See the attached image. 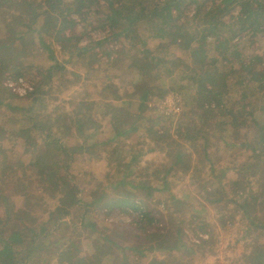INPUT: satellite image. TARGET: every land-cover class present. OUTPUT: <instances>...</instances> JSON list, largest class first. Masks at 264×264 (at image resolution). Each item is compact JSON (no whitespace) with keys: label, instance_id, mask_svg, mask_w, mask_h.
Here are the masks:
<instances>
[{"label":"trees","instance_id":"trees-1","mask_svg":"<svg viewBox=\"0 0 264 264\" xmlns=\"http://www.w3.org/2000/svg\"><path fill=\"white\" fill-rule=\"evenodd\" d=\"M40 1L41 5L33 9L28 0H0V13L5 25L9 28L14 16H28L24 14L28 12L32 17L29 24L32 27L38 17L48 13L56 18L57 25L65 23L68 16L76 17L84 28L87 27V32L91 27L105 33L100 34L102 37L99 39L91 36L85 44L79 43L82 39L78 41L74 46L75 53L67 59H74L77 65L86 64L87 67L97 62V68L90 67L87 72L90 79L94 75L91 71L98 74L110 68L111 51L103 48L108 40L128 36L133 32L132 25L136 21H144L145 25L139 37L132 36L128 44V57L134 62L132 69L115 71L114 68V74L103 81L102 88L112 92L111 99L115 102H109L108 110L98 117H94L91 109L71 107L70 113L79 109L80 116L72 119L67 133L59 130L60 114L45 123L46 120L34 112L36 105L43 100L35 96L40 87L37 82H33L34 90L24 95L14 92L6 84L8 78H25L24 75L30 71L37 74L45 71L46 77L61 74L66 60L54 58L50 38H40L43 48L38 49L41 54L36 51L28 54L26 48L24 54L16 55L15 44L18 41L15 40L25 41L24 36L32 30L30 26L20 30L9 29L15 34L13 39L0 40V143L7 146L0 145V264H64L69 251H80L77 244L80 238L75 240L73 235L84 231L89 234V228L93 232L91 241L94 248L88 256L92 260L90 264H100L97 259L104 246L120 251L130 249L121 247L115 238L125 232L122 226L131 236L129 226L135 223L134 229L144 231L141 237L146 238L149 229H144L145 226L156 219V213L149 210L147 200L156 192L168 190L174 175L196 171L194 159L202 162L204 167L206 162H210L208 175L215 186L210 187L209 194H220L221 189L222 196L227 192L235 194V198L231 199L232 212L225 213L222 227L229 222V226L240 234L236 242L242 241L244 249H241L237 263L264 264V121L256 118L253 106V110L243 109L234 116L233 121L223 125L224 129L239 122L242 131H252L250 137L241 133L238 142H232L231 130H223L216 125L218 120L228 116L224 113L227 107L223 102L227 93L224 79L227 82L241 74L250 63L244 62V55L250 50L245 44L264 40V0ZM15 3L23 12L18 9V15L12 13L9 20L4 9ZM68 21L72 25L77 23L74 18ZM0 27L3 28L1 24ZM45 32L48 33V29ZM148 39L157 42L150 45ZM95 47H99L98 53L107 55L105 60L95 58L98 56ZM45 49L52 60L50 65L25 63L31 61L28 58L44 54ZM252 49L261 52L260 55L264 52L255 45ZM162 70L174 78L184 79L190 88L183 118H188L191 125L184 126L182 130L178 126L177 138L168 137L165 131L168 126L161 127L160 122L156 125L150 115L144 116L151 108L149 101L154 97L153 88L155 82L160 81ZM18 71L20 73L16 74ZM126 71L133 73L129 81L131 86L130 89L124 86L121 93L120 86L112 83V78L124 75ZM213 73L219 74V77L212 76ZM257 87L264 88V84L259 83ZM139 116H144V120L134 125L131 120ZM114 121L119 124L116 130ZM144 121L151 124L147 123L146 132L141 133L139 128L144 126ZM250 126L253 127L248 130ZM98 133L101 136L98 137ZM194 143L199 147L197 153L191 150ZM234 151L243 157L222 165ZM14 154L17 156L12 158ZM148 155L149 159L146 158ZM12 159L23 161L24 169L11 175ZM220 159L221 162H218ZM81 160L90 164L95 162V166L102 164V160L105 162L102 179L93 184L90 179V187L82 184V178L89 172L84 177L73 171L72 175L69 174L71 165ZM121 162L127 164L126 169H122ZM230 169H234L236 178L227 181L226 173ZM26 175L28 181L33 179L37 182L39 191L53 193L41 197L27 191L28 186L22 180ZM4 178H10L7 182L13 185L8 193L21 198V203L13 210L8 209L10 195L2 190L7 184L1 181ZM215 197L214 194L205 200L212 205L221 200ZM115 199L120 212L128 213L129 210L133 213L130 214L131 220L111 223L112 232L109 234L97 226L96 220L86 221L93 208H110ZM40 203L46 208L38 211ZM151 231L149 235L157 234V231ZM47 242L50 247L42 246ZM183 244L178 239L172 249H179ZM134 248L141 254L138 243ZM190 251L186 249L185 252ZM111 254L107 258L111 259L113 255L114 258L121 257L120 252L113 254L112 250ZM68 261L71 264L86 262L79 254L68 258Z\"/></svg>","mask_w":264,"mask_h":264},{"label":"rangeland","instance_id":"rangeland-1","mask_svg":"<svg viewBox=\"0 0 264 264\" xmlns=\"http://www.w3.org/2000/svg\"><path fill=\"white\" fill-rule=\"evenodd\" d=\"M28 3L33 9L41 5L40 0H28ZM18 9L20 10V7L17 6V3L8 7L6 6L4 14L6 16L8 13L7 18L10 20L12 18V13L18 15ZM20 11L23 12L22 10ZM24 14L28 16L21 15L19 18L14 16L8 28L3 20V15L0 13V24L4 28L0 27V40L8 39V41H11L15 36L14 32L11 30H20L30 26L29 24L32 23V17H30L28 12ZM52 18L55 17L48 13L38 17L35 25L32 27L30 26L32 30L24 36L23 39H25V41L15 40L18 41V43L17 45L15 44L17 49H15L16 51L14 53L16 55H22L25 53L26 48H28V54L29 52L34 53L35 51L40 53L41 48H43L40 38H50V50H53L54 58L59 61L66 60L65 70H63L61 74L53 75L52 77L44 76L45 71H43L42 74L30 71L28 75H24L25 78H8L6 82L11 81L13 82V87L18 86L19 88L16 90L18 92H23L25 88H30V85L31 90H28V92H31L34 90L33 82H37V85L40 87L35 96L42 97L43 100L36 105L37 109L34 110V112L39 113L40 115H38V117L41 116L43 120H46L45 123H47L52 116L60 114L58 120L59 130L67 133L71 129L72 119L80 116L79 109L70 113L71 107L79 106V108L83 107L82 109H91L94 111V117H98L101 115L103 116L105 111L108 110L107 104L109 102H115V100L111 99L112 92L102 88L103 81L108 76L114 74V68L115 71L116 69H132L134 62L128 57V44L131 42L132 36L139 37V34L143 32L142 29L144 28L145 22L136 21V23L132 25L133 32H130L128 36L121 35L117 38L108 40L104 44L103 48L111 51L109 55L110 68L106 71L101 70L98 74L91 71L94 75L93 78L90 79L87 72H89L90 67L96 69L98 65L97 62L87 67L86 64L77 65L74 59H67L75 53L76 50L74 46L78 41L82 39L79 43L85 44V42L91 39V36L99 39V37H102L100 34L105 33L92 30L91 27H88L89 32H87V27L84 28L82 22L78 21L76 17L68 16L66 17V22L60 23V25H57L58 22L55 23L56 18L55 20H52ZM70 18H74L77 23L72 25L71 22L68 21ZM46 29H48V33L45 32ZM209 40L211 39L209 38ZM156 42L157 40L148 39L150 45H155ZM254 45L259 48L258 50H262L264 49V40L259 39L256 42L245 44L244 46L250 47V50L245 53L244 62L250 63L242 70L241 74L231 77L227 82L224 79L227 90V93L223 97V102L227 104L224 113H228V116H224L223 119L218 120L216 125L223 130L232 131L229 132L232 142H238L241 138V133L247 134L248 137L252 134V131H242L239 122H235L229 129L223 128V125H227V122L233 121L232 118L240 114L243 109L253 110V106L256 110L254 111L257 115L256 118L264 121V115H261L264 113V108H262V106H264V88L257 87L259 83L264 84V52L260 55L261 52L252 49ZM186 47L187 45L185 44L184 48ZM94 51L98 53L99 47H95ZM43 53L42 55L36 56V58H28L31 61L25 63H29V65L33 66H38L39 64L43 65V63L44 65H50L52 60L47 56L48 50L45 49ZM97 55L98 56L95 58L103 60L107 58V55L104 53L99 52ZM207 58L206 56V59ZM18 73H20V71L16 72V74ZM212 76L219 77V74L213 73ZM87 77L88 79H86ZM132 77L133 73L129 74V72L126 71L124 75L113 77L112 83L119 85L122 93L124 86L126 89H130L131 83L129 81ZM153 90L154 97L149 101L151 108L145 112L144 116L150 115V117L155 120L153 123L156 125L160 122L161 127L168 126V130H165L168 133V137L177 138L178 126H180V130H182L184 126L190 127L191 125L188 118H183L185 109L184 103L190 92V88L184 79L174 78V76L172 77V75H168L162 70V73H160V81L158 82L157 80L155 82ZM116 104H118V102H116ZM124 104L126 105V102H124ZM216 105L218 106V103ZM220 106L219 104V107ZM144 116L134 118L131 122H135L134 125L140 124V122L144 120ZM147 123L151 124V122L144 121V126L139 128V132H146L145 127L148 125ZM24 124H26V122H24ZM113 125L115 130L119 126L116 121H114ZM152 126L154 129H157L155 125ZM252 127L253 126H250L248 130H251ZM160 132H162V130H160ZM99 136H101L100 133H98V137ZM196 144L197 143H194L191 147L193 153L199 151V147L196 146ZM3 145H5V143H3ZM3 145L1 146L3 147ZM17 148L19 149V147ZM4 149L6 152H9L7 148ZM212 153H214L213 150ZM14 156H17V154L12 155V158ZM242 157L243 156L239 152L234 151L233 155L229 157L228 160L222 162V165L241 159ZM1 158L2 156L0 154V159ZM146 158L149 159L150 155ZM40 159L42 158L40 157ZM12 162L13 170L11 171V175L24 169L23 161L17 162V159L15 161L12 159ZM218 162H221V159L218 160ZM90 163L91 162L86 160L75 162L71 165V171H69V174L72 175L73 171V173L77 174L79 177H84V175L89 172L90 174L82 178V184L87 187H90L88 182L90 179H92L90 181L91 184L96 183L98 179L101 180L105 171V162L103 160L102 164H98V166H95V162L92 164ZM120 164L122 169H126L127 164L125 162H121ZM193 164L197 166L196 171L193 170L191 173H178L174 175L168 190L156 192L147 200L146 203L149 204V210L152 213H156V219L153 223L145 226L144 229H149V234L152 233L151 230L157 231V234H148L149 236L147 235L146 238L145 236L141 237L145 232L134 229L135 223H132V225L129 226V228L132 229V234L128 236V231L122 226L125 232L122 231L124 233L115 236V238L119 244L122 245L121 247H130V249L120 251V249L118 250L109 245L104 246L100 257L97 259L100 264H235L239 261L241 249H244L242 241L236 242L240 234L236 229L229 226V222H225L227 226L222 227L224 223L223 220L226 219L225 213L232 212L231 207L233 203H231V199L235 198V194L227 192V195L222 196L221 188V192L219 191L220 194L217 192L209 194L210 187L215 186L212 185L213 179L209 178L208 175V173H210V162H206L204 167L202 162H198L197 159H194ZM226 174L227 181L236 178L234 169H230ZM9 179L10 178H4L1 180L7 183L4 184L2 190L10 195L8 196V203H10L8 209L13 210L16 205L21 203V198H18L17 194H13L12 196L8 193L7 190L13 187L12 184L7 182ZM22 180L26 186H28L27 191L39 194L41 197H46L53 193L51 191H39V186L36 185L37 182L33 179L28 181V175L22 177ZM214 194L216 195L215 198H221V200L210 205L205 199H210ZM175 198L179 200H174ZM112 203L113 205H111L110 208H93L92 211L87 214L86 221H88V219L96 220L99 224L97 226H100L104 232L109 234L112 232L111 223H124L131 220L130 214L133 215L131 211L128 210V213L120 212L121 209L117 208L115 205L117 199L112 200ZM45 208L46 205L43 206V204L40 203L37 210L41 211ZM152 227L153 229H151ZM88 232L89 234L84 231L80 235H73L75 240L80 238V241H77L80 251H69L68 254H66L67 258L63 260L64 264H71L68 258H73L76 254H79L83 261L86 260L87 263L84 261L85 264H90L92 260H89L88 256L94 248L93 241H91L93 232L90 228ZM178 239L183 241V246L179 249H172L174 242ZM137 243L142 250L141 254L134 248V245ZM42 246L46 248L50 247L51 244L47 242L43 243ZM186 249H191V251L186 253ZM112 250L113 254L120 252L121 257L114 258L115 255H113L111 259L107 258V255H112ZM55 258H57L56 254ZM55 258L53 259L56 260Z\"/></svg>","mask_w":264,"mask_h":264},{"label":"built area","instance_id":"built-area-1","mask_svg":"<svg viewBox=\"0 0 264 264\" xmlns=\"http://www.w3.org/2000/svg\"><path fill=\"white\" fill-rule=\"evenodd\" d=\"M6 84L14 91V92H16V93H18L19 95H22V94H25L28 90H31V85H30V88H25L24 90H23V92H18V91H16L19 87L18 86H15V87H13V82H11V81H7L6 82Z\"/></svg>","mask_w":264,"mask_h":264}]
</instances>
